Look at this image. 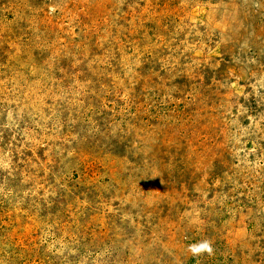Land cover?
Returning <instances> with one entry per match:
<instances>
[{
	"label": "rangeland",
	"instance_id": "rangeland-1",
	"mask_svg": "<svg viewBox=\"0 0 264 264\" xmlns=\"http://www.w3.org/2000/svg\"><path fill=\"white\" fill-rule=\"evenodd\" d=\"M0 264H264V0H0Z\"/></svg>",
	"mask_w": 264,
	"mask_h": 264
},
{
	"label": "clouds",
	"instance_id": "clouds-1",
	"mask_svg": "<svg viewBox=\"0 0 264 264\" xmlns=\"http://www.w3.org/2000/svg\"><path fill=\"white\" fill-rule=\"evenodd\" d=\"M188 251L193 257H198L207 254L209 257L214 255L213 242L211 240L205 239L198 243L190 244L188 246Z\"/></svg>",
	"mask_w": 264,
	"mask_h": 264
}]
</instances>
